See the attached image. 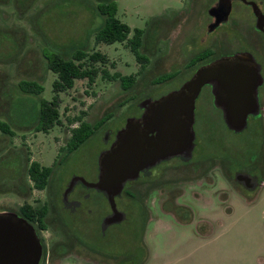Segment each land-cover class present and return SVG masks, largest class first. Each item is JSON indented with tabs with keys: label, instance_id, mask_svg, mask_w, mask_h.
Masks as SVG:
<instances>
[{
	"label": "rangeland",
	"instance_id": "1",
	"mask_svg": "<svg viewBox=\"0 0 264 264\" xmlns=\"http://www.w3.org/2000/svg\"><path fill=\"white\" fill-rule=\"evenodd\" d=\"M111 1L117 6L116 19L130 29L128 40L134 30L143 32L141 53L146 63L137 62L126 42L95 43L103 23L97 5ZM211 3L0 0V121L14 134L0 132V212H17L22 204L40 206L47 199V192L34 189L28 180L31 162L54 165L49 184L59 189L74 174L94 180L100 155L127 119L139 117V104L178 90L196 70L191 60L207 47L217 53L213 60L249 51L263 77L257 90L260 110L248 116L239 133L226 127L210 88L204 86L195 101V149L189 165L172 160L169 172H155L160 177L156 182H126L125 193L115 198L126 219L111 227L103 241L96 231L107 206L101 193H91L88 202L94 203V213L81 225L86 232L80 233L94 251L58 264H264V38L253 35L254 18L240 5L230 18L239 28L225 24L203 43ZM250 36L255 40L252 47ZM212 38L219 39V47ZM77 49L99 52L108 61L95 65L99 72L92 84L77 80L72 89L60 93L59 123L48 133H35L40 103L55 95L56 75L48 70L44 54L67 58ZM114 74L133 76V87L123 91L119 81L106 77ZM165 74L174 78L155 84ZM21 81L38 83L42 93H22ZM81 122L97 129L66 156L68 132ZM106 130L111 133L108 143ZM241 172L255 174L259 186L243 190L233 178ZM166 203L178 208L168 213Z\"/></svg>",
	"mask_w": 264,
	"mask_h": 264
},
{
	"label": "water",
	"instance_id": "2",
	"mask_svg": "<svg viewBox=\"0 0 264 264\" xmlns=\"http://www.w3.org/2000/svg\"><path fill=\"white\" fill-rule=\"evenodd\" d=\"M209 9L215 18L208 30L228 20L230 0H218ZM256 28L264 33V15L253 3ZM263 84L260 68L249 54L223 57L199 67L176 91L139 104L140 119L129 118L115 141L98 159L95 183L80 179L107 197L112 210L128 181L158 162L176 156L190 157L194 148L195 101L201 89L211 86L213 104L221 110L226 127L242 132L248 116L259 112L257 90ZM41 247L33 227L14 212H0V264H38Z\"/></svg>",
	"mask_w": 264,
	"mask_h": 264
},
{
	"label": "flooded vegetation",
	"instance_id": "3",
	"mask_svg": "<svg viewBox=\"0 0 264 264\" xmlns=\"http://www.w3.org/2000/svg\"><path fill=\"white\" fill-rule=\"evenodd\" d=\"M218 2H219L218 0H212L211 6L207 9V15L209 16L211 21L206 26V32L202 40L203 43H208V41L211 40L209 39L210 34L216 32L217 29H219L221 26L225 24L230 23V26L234 30L236 28H239L236 24L237 22L233 20L234 18L232 19L230 18H231V14H233V12L235 11L236 6L238 7L240 5L246 7L251 12L254 18V24L251 30L253 35L261 36L262 38H264V33L256 28V17L253 14V6L249 4V3H253L255 7L258 8V11L264 15V0H230L231 11L228 20L224 23H220L215 29L209 31L208 27L215 21V18L211 17L208 14V11L209 9L216 7L218 5ZM247 34L250 35V32L249 33L247 32ZM250 37L252 38L251 40L253 42L250 45L252 47V45L255 44L254 43L255 40H253V36ZM212 43L214 45H217L218 47L220 46V42L218 38H212ZM202 53H205L209 59L206 63L198 67H201L203 65L215 61L213 60L212 57H214L215 54L217 53L210 50L209 47H207L206 50L202 51ZM237 54H249L252 56V54L249 51L240 50V51H235L229 57H232ZM198 67H196V70L198 69ZM207 86L210 88V92H211V86L209 85ZM143 113H144V109H141V113L139 117L136 119H140ZM110 135L111 133L106 130L104 136L105 143H108L110 139ZM115 136H114V140L109 145V148L115 141ZM194 149H195V140H194V148L190 157L176 156L173 158L160 161L153 167L141 171L139 173L138 178L131 182H136L140 180L144 184H149L154 181L155 182L158 181L160 177L155 176V172L156 171L163 173L169 172V170L172 169V167H170L168 163L172 160H178L181 162L182 165L188 166L189 162L193 158ZM98 174H99L98 167L94 180H87L84 176H81L79 174L78 175L74 174L69 178V180L66 183H63V186L60 189L59 187L57 188L55 186L52 187L49 184L50 183L49 181L48 185L43 190H41L47 192L48 194L47 199L44 202H42L40 206H33L35 209L41 208L45 210V214L42 219H40V216L35 212L25 213V215H22L19 212V208L22 207L24 204H22L18 208L17 212H14L17 214L18 217L24 219L34 229V232L39 240L41 247V253L38 264H50L52 262L58 264L60 262L70 259L74 255H81L83 252L94 251L91 250L92 248L86 244V241L80 232H86L83 231L81 225L83 224L84 221H86L88 217L93 216L94 213V207H93L94 203L88 202L91 199L90 194L94 192L98 193L99 191L94 188H90L86 186L85 184H83L82 181H80V179L82 178L88 183H95L97 181ZM52 175L50 179L52 178ZM233 178L235 182L243 188V190L253 191L255 190L256 185L259 186V184H257L256 182V175L250 174V172L236 173L233 176ZM123 193H125L124 189L119 196L121 197ZM126 193L129 196L131 195V197L134 196L133 193L129 191H126ZM49 194H57V196H53V195L49 196ZM101 195H102V200L105 202L107 206V211L104 214H102L101 218L99 219L98 228L96 232H98V238L103 241L107 238L108 232H110V228L116 224L123 223L126 219V215L123 211L118 209L116 204H115V210L113 211L107 201V197L103 193H101ZM164 206H165L164 207L165 211L168 213H174L178 208L177 206H174L170 203H166L164 204ZM185 212L188 213L189 211L185 210Z\"/></svg>",
	"mask_w": 264,
	"mask_h": 264
},
{
	"label": "trees",
	"instance_id": "4",
	"mask_svg": "<svg viewBox=\"0 0 264 264\" xmlns=\"http://www.w3.org/2000/svg\"><path fill=\"white\" fill-rule=\"evenodd\" d=\"M98 13L103 17V23L99 30L95 33V43H103L111 45L114 43L126 42L130 52H132L137 62L144 64L147 62V57L141 53L143 45V32L141 30H134L131 39H127L130 29L125 24L116 19V4L111 1L106 4L97 5ZM47 60L48 70L56 75V80L53 82V99L48 101H42L38 112V120L34 127V132L48 133L54 126L59 123V98L58 95L67 90H70L74 86V82L77 80H88L89 85L94 82V78L98 75L99 70L95 68V65H105L108 61L105 55L99 52H93L91 54L84 52L81 49L75 50L70 57H63L60 54H51L50 56L44 54ZM208 56L205 53H200L195 56L190 66L198 67L208 61ZM104 72V70L102 71ZM106 72V71H105ZM106 76V75H105ZM103 76V77H105ZM108 77L111 81H119L123 91L130 90L134 85L133 76H120L114 74ZM174 78L173 74H165L155 81V84H161ZM18 87L22 93L40 95L43 91L41 85L33 81H21ZM76 120H79L77 118ZM97 128L92 127L90 124L81 122L74 128H71L68 132V138L64 146L66 156L74 154L82 145H84L90 137L94 134ZM0 132L6 135H14L9 129L8 125L0 121ZM28 159V158H27ZM29 160V159H28ZM53 167L41 166L37 162H31L27 167V177L32 183V187L37 190H43L49 183L50 177L53 173ZM19 212L22 215L25 213L35 212L40 216V219L44 217V209H35L29 204H24L19 208Z\"/></svg>",
	"mask_w": 264,
	"mask_h": 264
}]
</instances>
